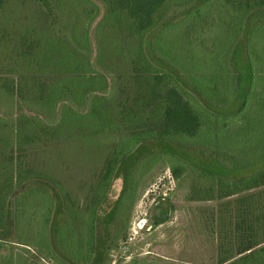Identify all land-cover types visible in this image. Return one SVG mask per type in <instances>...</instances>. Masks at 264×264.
<instances>
[{"label":"rangeland","instance_id":"374dc122","mask_svg":"<svg viewBox=\"0 0 264 264\" xmlns=\"http://www.w3.org/2000/svg\"><path fill=\"white\" fill-rule=\"evenodd\" d=\"M241 9L226 0H167L160 11L162 24L149 36L154 50H147V54L163 59L189 80L192 104L202 106L205 113L203 125L193 139H181L184 147L172 148L182 159L159 152L155 146L156 152L143 159L133 198L125 203L111 229L103 264H129L149 254L159 264H216L220 246L230 244L226 237L236 236L235 230L245 211L258 215L264 209V195H261L264 188L231 197L222 191L224 184L237 182L236 168L259 167L264 157V38H254L256 79L247 108L240 115L228 116L239 105L225 107L219 115L205 109L203 100L223 106L230 101L234 75L230 54L241 38L240 27L247 17ZM103 15L102 0H49V7L38 0H0V80L36 78L41 73L18 58L22 38L43 40L42 36L46 35L51 41L65 40L75 49L76 38L83 40L87 34L94 68L109 80L118 74L123 85L128 86V97H134L130 61L133 56L129 52L119 55L120 46H125V35L111 23L97 27ZM92 19L96 20L91 22ZM134 40L128 42V51L135 45ZM77 54L81 58L82 53L77 51ZM44 77L62 78L53 69ZM4 84L0 81V86ZM192 88L201 92L203 99ZM4 113L0 109L2 116ZM105 116L112 117L109 113ZM102 127L103 122L96 131L97 137L103 138L97 150L85 145V133L76 127L72 130L77 131L80 139L67 130L66 136L51 140L40 151L33 147L32 150L17 148L18 126L13 123L6 128L17 159L25 149L26 166L48 170L70 195V207L83 225L79 240L72 242V249L82 254L89 252V233L84 230L89 208L106 159L122 135ZM122 188V178L115 180L104 212L112 208ZM164 200L171 207L170 218L152 227L154 207ZM49 205L36 208L32 225L24 226L23 242L28 245L4 244L0 263L13 258V264H70L48 243L54 215L53 206ZM45 218L49 219L46 225Z\"/></svg>","mask_w":264,"mask_h":264},{"label":"trees","instance_id":"16d2710c","mask_svg":"<svg viewBox=\"0 0 264 264\" xmlns=\"http://www.w3.org/2000/svg\"><path fill=\"white\" fill-rule=\"evenodd\" d=\"M38 1L49 7V0ZM166 1L102 0L104 15L97 27L111 23L125 35V46H120L119 55L125 56L129 52L133 56L130 61L134 97H128V86L123 85L118 74L109 80L94 68L87 34L86 40L76 38L78 44L75 49L70 48L65 40L51 41L46 35L42 36L43 40L22 38L18 58L30 67L35 66L41 73L36 78L0 80L5 83L0 86V109L5 110L4 116L0 114V250L9 243L28 245L23 242L26 237L23 228L32 225V214L36 208L49 203V207L54 209L48 236L50 246L70 264H103L111 229L125 203L133 198L138 167L143 159L153 155L155 148L166 155L181 158L172 148L184 147L181 139H193L198 135L205 113L202 106L192 104L189 80L163 59L147 54V50H154L149 36L162 24L159 13ZM226 1L243 8L241 10L247 15L245 24L240 27L241 38L230 54L234 68L230 101L226 106L214 105L203 99L201 92L192 89L205 101V109L213 113L216 111L222 115L223 108L239 105L238 110L228 114L232 116L240 115L247 108L254 92L256 62L252 50L254 38H264V0ZM132 39H135V45L128 51V42ZM71 46L74 47L72 41ZM77 51L82 53L81 58ZM154 65L160 68L156 69ZM51 69L62 78L44 77L50 74ZM240 101L241 104H237ZM107 113L112 117H106ZM101 122L102 128L109 129L110 133L122 135L106 159L89 208L88 225L84 229L89 233V252L82 254L72 249V242L79 240L83 225L77 212L70 207V195L48 170L26 166L25 149L17 159L6 128L13 123L18 126L16 131L20 144L17 148L27 150L29 147L32 150L33 147V150L40 151L51 140L66 136L67 130L72 131L75 139H80L76 136L77 131L72 130L77 127L85 133V145L97 150L98 143L103 142L96 133ZM235 172L237 182L223 186L226 197L264 188V157L259 167L251 170L238 167ZM174 173L177 175L175 169ZM119 178L123 180L120 196L112 208L104 212L110 189ZM262 210L258 215L245 211V217L235 230L236 236L226 237L230 244L220 246L216 264H264ZM170 212L169 203L159 201L154 207L152 227L167 222ZM45 221L46 225L49 219L45 218ZM0 264H13V258ZM129 264L159 262L149 254Z\"/></svg>","mask_w":264,"mask_h":264}]
</instances>
